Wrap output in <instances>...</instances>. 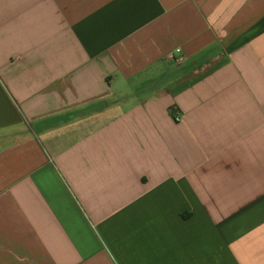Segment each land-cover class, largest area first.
I'll return each instance as SVG.
<instances>
[{
	"label": "crops",
	"instance_id": "0c3cea01",
	"mask_svg": "<svg viewBox=\"0 0 264 264\" xmlns=\"http://www.w3.org/2000/svg\"><path fill=\"white\" fill-rule=\"evenodd\" d=\"M0 264H264V0H0Z\"/></svg>",
	"mask_w": 264,
	"mask_h": 264
},
{
	"label": "built area",
	"instance_id": "2783aa9c",
	"mask_svg": "<svg viewBox=\"0 0 264 264\" xmlns=\"http://www.w3.org/2000/svg\"><path fill=\"white\" fill-rule=\"evenodd\" d=\"M181 118H182L181 113H176L175 119L181 120Z\"/></svg>",
	"mask_w": 264,
	"mask_h": 264
}]
</instances>
